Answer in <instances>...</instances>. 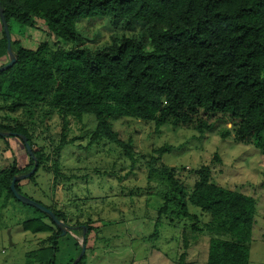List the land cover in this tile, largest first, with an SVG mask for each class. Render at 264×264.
<instances>
[{"label": "trees", "instance_id": "1", "mask_svg": "<svg viewBox=\"0 0 264 264\" xmlns=\"http://www.w3.org/2000/svg\"><path fill=\"white\" fill-rule=\"evenodd\" d=\"M0 4L17 60L11 69L0 73V111H24L33 116L41 109L46 116L57 114L62 121L60 143L48 153L34 150L35 130L30 124L0 120L1 133L23 135L33 149L38 168L27 184L34 183L43 168L55 176L56 191L63 178L59 170L62 152L76 142L69 137L71 123L86 115L96 120L90 146L112 141L124 148L133 165L132 148L113 132V119L154 124L157 131L167 124L193 126L203 134L215 131L225 118L236 125L239 144L264 154V0H0ZM96 18L140 23L144 28L139 37H123L95 51L77 46V23ZM14 26L40 31L63 45L59 43L55 51L47 43L29 49L14 38ZM0 27L3 67L9 58L1 20ZM12 137L24 145L22 138ZM28 157L24 168L15 159L7 167L0 166V213L9 198L16 200L11 191L14 178L34 168L33 159ZM159 174L167 176L163 170ZM168 180L173 189L164 197L166 208L159 211L151 239L159 237L164 217L172 223L185 219L197 223L199 217H209L206 264H250L256 200L213 184L209 167L198 172L191 190L172 176ZM23 182L16 185L21 195ZM173 205L177 211L169 210ZM27 207L39 214L26 220L23 230L49 235L40 248L27 253V264H58L60 255L67 258L62 264H73L82 252L81 244L69 233L62 235L49 215ZM44 207L67 224L64 212ZM191 208L202 216L192 214ZM85 227L87 247L93 227L78 225L72 234L83 236ZM182 235L180 262L185 264L187 229ZM87 263L85 254L79 264Z\"/></svg>", "mask_w": 264, "mask_h": 264}, {"label": "rangeland", "instance_id": "2", "mask_svg": "<svg viewBox=\"0 0 264 264\" xmlns=\"http://www.w3.org/2000/svg\"><path fill=\"white\" fill-rule=\"evenodd\" d=\"M143 28L140 23L107 18L83 20L77 23V46L95 51L123 37H139ZM13 34L32 50L47 43L55 51L61 43L40 31L21 30L18 26H14ZM72 47L75 46L65 49ZM4 63L1 61L0 67ZM2 119L30 124L35 130L36 151L44 149L51 153L60 143L62 121L57 114L46 116L41 109L33 116L24 111L16 114L0 111ZM111 126L120 141L130 144L135 165L124 148L112 141L90 146L96 120L86 115L81 121L71 123L69 137L76 142L62 152L59 170L63 178L59 179L56 191L53 190L55 176L43 168L34 183L27 184L24 180L21 189L23 196L32 201L64 212L68 217V233L80 244L83 236L73 235V227L89 224L95 229L89 237L87 264H181L184 229L189 240L185 264H206L211 239L206 231L209 217H199L197 223L187 219L172 223L164 217L159 237L151 239L159 211L166 208L164 197L173 189L169 177L191 190L203 167H209L213 184L256 200L250 264H264V154L237 142L236 125L232 121L223 118L215 131L203 134L193 126L172 124L157 131L154 124L130 118L113 119ZM162 149L164 154L160 153ZM14 159L20 168L29 164L21 140L0 137V166H9ZM160 170L166 171L167 176L161 177ZM170 209L175 210V205ZM190 211L202 216L195 208ZM38 214L9 198L0 213V264H27V253L46 241L48 234L33 235L23 230V223ZM63 259L60 255L58 264Z\"/></svg>", "mask_w": 264, "mask_h": 264}, {"label": "water", "instance_id": "3", "mask_svg": "<svg viewBox=\"0 0 264 264\" xmlns=\"http://www.w3.org/2000/svg\"><path fill=\"white\" fill-rule=\"evenodd\" d=\"M0 20H1V23H2L4 32L6 34L7 41H8V58H9V63L3 67H0V73H1V72H5V71L11 69L16 64L17 60H16V58L13 54V51H12V37H11L10 31H9V26H8L6 17L4 15V10H3L1 4H0ZM12 136H18V137L23 139L27 153L33 159V161L35 163L33 170L29 174L14 178L12 185H11V191H12L14 197L20 203H22L26 206L35 208V209L39 210L40 212H42L46 215H49V217H51V219L57 225V227L63 231L62 235H66L69 231L68 226L64 222L59 221L56 218L55 214L51 210L47 209L46 207H44L43 205H41L39 203L32 201L31 199L21 195L18 192V190L16 188L17 183L24 181V180H27L35 174V172L37 171V168H38V161H37L36 157L34 156L33 149L30 146V144L28 143L26 137H24L23 135H17V134H13V133H1L0 132V137H12ZM87 232H88V230L85 227V230L83 233V242L81 244L82 252H81L80 256L78 257V259L73 264H79V262L83 259V257L86 254L87 247H86L85 242H86ZM11 245H12V242H11Z\"/></svg>", "mask_w": 264, "mask_h": 264}]
</instances>
